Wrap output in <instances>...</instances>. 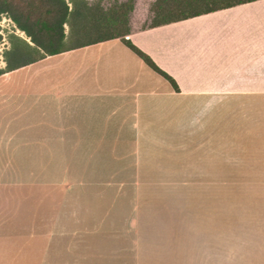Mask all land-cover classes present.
I'll return each mask as SVG.
<instances>
[{
    "label": "crops",
    "instance_id": "1",
    "mask_svg": "<svg viewBox=\"0 0 264 264\" xmlns=\"http://www.w3.org/2000/svg\"><path fill=\"white\" fill-rule=\"evenodd\" d=\"M127 38L176 85L122 39L0 77V264H264V0Z\"/></svg>",
    "mask_w": 264,
    "mask_h": 264
},
{
    "label": "trees",
    "instance_id": "2",
    "mask_svg": "<svg viewBox=\"0 0 264 264\" xmlns=\"http://www.w3.org/2000/svg\"><path fill=\"white\" fill-rule=\"evenodd\" d=\"M255 1L258 0H180L179 4L184 9L179 11V15L175 17L169 14L161 18L162 13L157 12L161 16L158 14L150 28ZM85 2V0H71L70 2L67 0H0V17L7 16L16 25L17 30L30 40L14 35L13 45L4 53L7 66L4 69L0 68V77L37 63L48 56L122 39L126 46L152 70L176 85L172 77L127 38L130 35L129 28L122 32L116 26L110 28L106 26L108 23L93 19L92 9ZM70 4H73L72 8ZM66 26L70 27L69 33L66 32Z\"/></svg>",
    "mask_w": 264,
    "mask_h": 264
},
{
    "label": "rangeland",
    "instance_id": "3",
    "mask_svg": "<svg viewBox=\"0 0 264 264\" xmlns=\"http://www.w3.org/2000/svg\"><path fill=\"white\" fill-rule=\"evenodd\" d=\"M70 1L71 0H67V2ZM85 1H86L85 3H87L89 7L92 9L94 16L93 19H97L98 21L103 23H108L106 26H109L110 28H114L116 26L120 28L122 32L126 31L127 28L130 29L132 25L144 29L152 27L155 18L159 14L157 12L162 13V16L159 14L161 18L164 15L167 16L169 14H172L173 16L176 17V15H179V11L184 9V7L180 6L179 4L180 0H85ZM80 4L82 5L83 3ZM70 7L72 8L73 4H70ZM159 18L160 17H158V19ZM69 31H70V27L66 26V32L69 33ZM14 35L20 36L30 41L29 39H27L25 34L17 30V27L12 20H10L7 16H1L0 17V67H2V62L4 61V53L9 47L13 45L14 42L13 37H15ZM111 47L117 48L123 46H121L119 43H112ZM94 51L97 52V50ZM73 68L76 69L77 64H74ZM95 165L97 164L96 163L93 164V166H91L90 169H92Z\"/></svg>",
    "mask_w": 264,
    "mask_h": 264
}]
</instances>
